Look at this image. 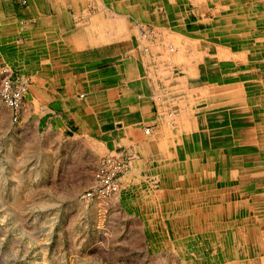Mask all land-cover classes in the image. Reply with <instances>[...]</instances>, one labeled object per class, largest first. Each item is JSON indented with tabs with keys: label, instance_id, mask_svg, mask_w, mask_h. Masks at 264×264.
Instances as JSON below:
<instances>
[{
	"label": "rangeland",
	"instance_id": "obj_1",
	"mask_svg": "<svg viewBox=\"0 0 264 264\" xmlns=\"http://www.w3.org/2000/svg\"><path fill=\"white\" fill-rule=\"evenodd\" d=\"M87 1L85 4L72 0V5L67 8V11L63 7L59 12L72 14L73 21L69 23L68 28H61L58 23L55 27L57 32L49 34L53 38H48L46 41L53 47L59 46L63 49L61 37L64 41L65 30H69L68 34H72L73 37L72 46L75 47L72 51L73 66L84 67L86 65L81 63L88 60V70H95L97 76L112 79L120 73L123 74L120 76L124 79L118 76L123 83L122 91L128 90L126 83H129L125 81L124 72H127L125 68L140 66L138 69L141 77L144 78L145 86L136 87L134 91L137 93L136 99L141 103L147 102L148 107L153 111L155 130L151 140L159 148L156 156L158 161L154 164L159 170L161 163L180 164L186 160L195 161L194 167L191 164L187 172L181 171L183 175L181 185L187 192L177 193L173 182L169 178L161 181L160 177L163 176L159 174L161 169L158 173L154 168L152 174L147 172L142 180L144 182L142 184L145 185L142 188L149 191L142 197L138 199L136 196L132 197L126 186H122L119 194L115 193L116 190L115 194L99 197L98 189L95 188L99 186L98 174L104 162L107 159L123 160L127 165L125 173L131 169L130 156L126 160L122 156L115 155L110 158L106 155L96 168L89 164L84 173L75 174L77 167L71 165L72 162L65 151L61 150L59 153L58 149V153L54 155V148L50 153L48 148L50 137L45 134L47 132L45 121L39 127L37 123V126L34 125L32 118L28 120L26 117L32 116V98L38 95L36 91L43 88L39 84L34 86L36 82L32 80L33 75H36L35 72L40 69L39 65L28 64L26 68H22L26 64L23 63L18 67V63L9 62L13 55L19 54L21 59H24L26 53L28 57L26 56L25 59L28 61L40 55V47L29 49L30 52L25 51V48L29 47L27 42L30 43L32 39L27 40L24 35L27 23L23 18L35 12L29 7L28 0H0V33L14 31L13 33L16 34L13 37L20 36L17 38L18 44L13 46L1 43L0 38V44H4L2 48L0 47V264H264V158H262L264 156L260 155L258 160L251 158V163L250 159L246 160L248 164L244 160L239 164L226 163V168L238 173L239 167H248L246 172L249 171L252 175L251 180L248 179V182L244 183L248 194L235 193L234 203L239 200L241 206L233 207L229 212L213 211L207 207L198 213L191 211V207L187 205L190 198L189 191L195 192L199 189L202 191L214 170L222 168L220 164L217 165L219 156L210 154L211 159L215 158L211 161L215 162L207 160L202 162L201 165L207 171H202L200 174L197 161L202 158L208 159V156L202 157L198 154L199 149L196 143L190 142L186 146L185 143L181 144V140L191 133L179 128L183 121L181 117L191 106H181L177 103L180 102L178 97H188V93L187 91L179 92L181 81L176 82L177 85H175L169 74L164 75L165 70H172L177 77L188 76L187 86L194 87L203 93L206 88V95H198L197 100L202 103L205 100H212V94L218 93V90L223 87L221 79L204 81L198 78L203 71L202 66L208 64L206 71L215 67L205 61L209 55H212L208 47L218 46L217 50L224 51L223 46L213 45V36L209 34L211 23L215 20L212 9L219 1L182 0L185 15L183 31L179 29V26L177 27L176 23L172 24L176 29L168 25L170 13L168 14V8L164 7L167 0L158 2L138 0L143 5V17L134 15L130 11L133 0H117L130 3L129 8L126 9L113 4L112 0ZM134 3H136L135 0ZM252 9L259 13L258 18L248 17V24L254 23L255 29L249 28V41L252 42L248 43V47H243L244 52L241 51V53L235 48L230 51L226 49L232 53L228 55L235 60L237 67L243 64L241 61L237 62L240 58L245 60L247 58L249 63L264 61V46L259 44L261 38H264V8L260 9V6L255 3ZM58 10V7L54 6L51 14H57ZM48 11L49 7L46 8V14ZM14 19L20 20V26L24 28L13 23ZM7 24L10 26L8 31L5 28L1 29ZM12 24H14L13 27H11ZM45 25L46 23L43 24ZM43 29L47 30V25ZM35 33L32 34L48 35L45 30ZM188 33L199 35L187 36L191 35ZM180 34L187 37L180 39ZM170 35H176L178 38L174 36V39ZM46 41L44 40V43ZM261 42L264 44V40ZM36 44L40 43L34 41V45ZM86 45L87 49L90 47V50H93L91 52L88 50V54L82 56ZM18 48L21 49L20 53L16 51ZM134 48H140L139 52H143L144 56H149L151 59L145 64L138 61ZM177 54L180 56H176ZM184 54L185 61L198 59L199 67L192 69L194 65L190 66L191 68L184 65L185 62H182ZM45 55L46 53L43 54ZM4 56L6 63L1 62ZM51 56L54 54L49 55ZM46 59H48L47 56L43 57L45 67H47ZM159 59L163 60L159 61ZM160 65L163 66V70ZM153 68H156L155 78L150 75ZM259 68L254 67L249 71L251 70V76L257 79V83H264V67ZM237 70L231 73H236ZM75 72L77 73L78 69H75ZM43 74L46 75L47 72ZM169 78L172 81L167 86L165 83ZM237 84L233 85L237 87L239 86ZM110 88L105 95L117 93V88L112 90ZM248 92L256 96L258 87L252 86ZM208 96L211 98L208 99ZM79 98L88 101L95 99L87 98V96L83 99L81 95ZM257 100L259 101L251 102L250 107L257 104L264 111V91L258 94ZM114 106L113 102L110 103L106 113L113 114L116 111ZM123 107L119 104L120 109H124ZM129 109L133 110L135 107L131 106ZM24 111L28 114L26 115ZM168 114L169 117L171 115L170 118L167 117ZM175 115H179V118L177 116L173 118ZM255 116L257 120L264 122V116L261 118L258 115ZM166 126L171 131L168 134L166 148L170 149V153L163 149ZM257 129L264 130V126L260 125ZM247 155L250 157L251 154L247 153ZM259 170L261 175L259 178H254V174ZM239 178L235 175L232 177V186L230 185L232 190L238 187ZM166 189L170 190V195L175 196V199H169L167 204ZM86 193H92L93 196L88 198ZM180 203L183 204L182 207L177 206ZM146 255L151 258L144 260Z\"/></svg>",
	"mask_w": 264,
	"mask_h": 264
},
{
	"label": "crops",
	"instance_id": "obj_2",
	"mask_svg": "<svg viewBox=\"0 0 264 264\" xmlns=\"http://www.w3.org/2000/svg\"><path fill=\"white\" fill-rule=\"evenodd\" d=\"M78 1L84 2L85 4L88 2L87 0ZM28 2L29 7L32 10L34 9L35 14L27 15V18H23L24 22L27 23L24 29V35L27 40L32 39L30 43L27 42L29 47L25 48V51L27 52L29 49L32 50V48L40 47V55L38 59L37 56L35 59L28 61V59H25L27 56L26 53L25 55L23 54L25 60L21 59V55L18 54V57L15 55L10 57L9 61L10 63H18V67L23 63L26 64L23 65L24 67L22 68H26L28 64H38L40 68L35 72L36 75H33L32 80L36 82L33 84L34 86L39 84L43 88L38 91L34 89L36 93L38 92V95L32 98V116H30V118L26 116L27 119L29 120L32 118L34 125L37 126L38 124L39 127H41L42 122L45 121L44 125L47 131L45 134L50 137L48 141L50 153L54 148V155L58 153V149L59 153L61 150L65 151L66 156L70 158L72 162L71 165L77 167V169H75V174L84 173L86 166L89 164L96 168L100 160L106 155L119 154L124 159L133 155L135 158L132 162L131 169L123 176L121 181L123 182L122 184L126 186L128 192L132 194V197L136 196L137 199L142 197L141 188L145 186L142 184L144 183L142 180L144 176L147 175V172L152 174V170L157 166L154 163L158 161L156 156L159 153V148L151 140V136L155 130L153 127L155 122L152 115L153 111L148 107L147 102L141 103L135 97L137 93L134 90L139 86L136 82L138 77L141 80L140 88L145 86L144 78L141 77L138 70L140 66L125 68L127 70V72H124L125 81L129 82H124L128 85V90L126 91L121 90L123 85L119 78L121 77L120 75L123 76L121 73L117 75L116 78H102L95 75V70H88V60L81 63L86 66L83 67L80 65V67H74L72 63V51H74L75 47L72 46L73 37L72 34H68L70 33L69 30H65L66 35L63 36L64 41L61 37V41L63 42L61 47L63 49L59 46L53 47L46 41L48 38H53L50 35L57 32L55 27L58 23L61 28L70 27L69 23L73 21L72 14L59 11H61L63 7L67 11V8L72 5V0H28ZM122 2L123 1H117V3H121L118 5L121 9L124 7L126 9L130 6L128 2ZM54 6H57L59 9L55 15L51 14V9L54 8ZM47 7H49L48 14H46ZM12 22L19 25L22 29L24 28V26H20V20L14 19ZM44 23L47 25V30L43 29L46 27V25L43 26ZM8 24L1 29L5 28L8 31L10 28ZM13 25L14 24H12L11 27H13ZM44 30L48 32V35H42L44 32L38 33L39 35L36 36L32 34L33 32ZM13 32L8 33L3 31L0 33L1 43L11 46L16 45V43L18 44L19 41L17 38L20 36L17 35L13 37V35L16 34ZM44 40L46 43H44ZM34 41H38L40 44L34 45ZM51 43L53 44V42ZM88 43L90 45L89 41ZM4 44H0V47L2 48ZM87 47L86 45L82 56L88 54L90 47L88 49ZM20 50L21 49L18 48L17 52L20 53ZM92 50H90V52ZM134 50L138 55V61H142L143 64H145L147 57L142 54L143 52H139V48H134ZM22 51L24 52L23 49ZM45 53L46 55L43 56ZM52 53L54 56L49 57ZM46 56L48 57V59H46L47 67L43 64L45 63L43 62V57ZM3 58L1 62L6 63V57L4 56ZM75 69H78L77 73ZM44 72H47V74L44 75ZM41 75L44 76L41 77ZM108 87H111L110 90L117 88V93L105 95V92L109 90ZM83 91L84 93H82ZM79 95H81L83 99L86 98V96L87 98L93 97L95 99L91 101L87 99L82 100L79 98ZM110 100L115 104L114 108L116 111L113 114L111 112L108 114L106 113L108 111V105L110 103L112 104V102H109ZM119 104H122L124 109H120ZM131 106L135 107V109H129ZM27 114L28 113H26V115ZM147 126L153 128V133L151 135L145 133ZM124 191L123 193H125ZM148 256L149 255H146L144 260H149L151 258Z\"/></svg>",
	"mask_w": 264,
	"mask_h": 264
},
{
	"label": "bare ground",
	"instance_id": "obj_3",
	"mask_svg": "<svg viewBox=\"0 0 264 264\" xmlns=\"http://www.w3.org/2000/svg\"><path fill=\"white\" fill-rule=\"evenodd\" d=\"M112 1H113V4H118V5L121 4V3H117L116 2L117 0H112ZM155 1L158 2L159 0H155ZM218 1L219 2H217L215 4L214 8L212 7L213 8L212 13L215 17V20L213 21V23H211L212 27L210 29L209 34H210V36H213L212 37L213 38V45L218 44L219 46L221 45L220 47L223 46L224 51L222 49L217 50L218 46L208 47L210 52L212 53V55L211 56L209 55V57H207V59H205V61L209 64L214 65L215 67H212L209 69V71H206L208 64L207 65L205 64L206 66H202L203 71L201 74L198 75L199 76L198 78H200V80H204V81L205 80L206 81H213L215 79H221V81L223 83V87H221L218 90V93L212 94V96H213L212 100H205V102L202 103L201 101H198L197 99L199 98L200 95H206L205 94L206 88L204 89V93H203L202 91H199L194 87H189L186 85V83L189 81L188 76L184 75V76H178L177 77L173 74L172 70H168V69L164 71L165 74L163 72L164 75H166V73H167V74H169V76L171 78H173L175 85H177L176 82L181 81L182 84L178 83V85L179 84L181 85V89L177 88L179 90V92L180 91L181 92L187 91V93H188V97L187 96L181 97V98L178 97V102L179 101L180 102L177 103V105L180 104L181 106L182 105H186V106L189 105V107L191 106L190 109L188 108L191 111H189L187 109H186L187 111H184V115L181 117L183 120L181 122L183 124L181 123L179 125V128L183 129L184 131H188L189 133L191 132V133H190V135H187L184 139L181 140L182 141L181 144L183 145L185 143V146H186L190 142L196 143L198 145V149H199L198 154L202 157L208 156V159L202 158V159L197 161V166H198L200 174H202V171H207V169L201 165L202 162H205L206 160L213 162L211 160L215 159V158L211 159L210 154H217V156H219V160H218L217 165L220 164L219 166H220V168H222V169L216 168L214 170V173L211 175V177L209 178L207 183L204 185V188L202 189V191H201V189H199L198 191L196 190L195 192L189 191V196H190L189 204L190 205L188 204V202H187V205H188V207H191V211H195V213L200 212L202 209H205V207L211 208V210H213V211L216 210V211H223V212L228 211L229 212L231 209H233V207L241 206L242 204L239 200H238V202L234 203V198H236L235 193H237V192L239 194L243 193V195L248 194L247 193L248 189L246 188L247 186H245L244 183H247L248 179H250L252 175H250L249 171L246 172L248 167L247 168H245L243 166L239 167L238 168L239 173H238V171L234 172L232 169L226 168V163L233 162V163L239 164V163L243 162L242 160H244L247 163L246 160H249V159H250V163H251L252 162L251 158H253V160H255V159L258 160L260 158V155L264 156V152H263L264 151V147H263L264 146V130L257 129V127L260 125L264 126V122L261 121L260 119L257 120L255 118L256 117L255 115H258L260 118L263 117L264 111H262L260 106L257 104L252 105V107H250L251 102L255 103V102L259 101V100H257V96L262 91H264V83H257V79H255L253 76H251V72H250L251 70L249 71V69H252L254 67H258V69H260L259 67H261V66L264 67V61L249 63V61H247V58H246V60H245V58H240L239 60H237V62L241 61V64L243 63L244 66H243V64L241 67L238 66L239 70H237L238 67L235 66L236 65V63H234L235 60H232L231 56L228 55L230 53L228 51L234 50L233 48H235L236 50H240V53H241V51L244 52L243 47H248L249 46L248 43L252 42V41H249L250 40L249 32H250V29L251 30L254 29V25H253L254 23L248 24V20H249L248 17L252 16V17L258 18L259 13L256 12L254 9H252V7L254 6L255 3H257V5L260 6V9L262 7L264 8V0H218ZM135 2L136 3H134V0H133V6L130 8L128 7V8L130 9L131 12L134 13V15H138V16L141 15L143 17L144 14L142 11L143 7L141 5V2H139L138 0H135ZM157 5H158V3H157ZM164 7H167L168 8L167 12H168V14L170 13V15L168 16V19H169V22H167L168 25H171L172 28H175L172 24L176 23L177 27L179 26V29L181 31H183L182 29H185V26H184L185 25V23H184L185 15H184L183 6H182V0H171V1L167 0V4ZM164 23H165V21H164ZM165 26H167V25H165ZM187 32H189V31H187ZM185 33H186V31H185ZM188 34H191V35H187V36H193V35L198 36L199 35L197 33H188ZM138 35H139V33H138ZM171 36H172V38H174V36H176V35H170V37ZM187 36L180 34L179 38L183 39V37H187ZM261 40H264V38L263 39L261 38ZM261 40H260V43L259 42L258 43L261 44L262 46H264V44L261 42ZM198 49L200 50L201 48H198ZM226 49H228V51ZM230 54H232V53H230ZM176 56H180V55L177 54ZM17 57H18V55H17ZM38 57H37V59H38ZM149 59H151V57L147 56L146 63H147V60H149ZM179 59L181 60V58H179ZM161 60H163V59H159V61H161ZM165 61H167V59H165ZM182 62H185L184 65L186 64V66H188L189 68H191L190 66L194 65L192 67V69H194L196 66H198L197 64L199 63V60L193 58L191 60L188 59V61H185V54H184ZM257 63H260V64H257ZM162 64H166V63H162ZM241 64H239V65H241ZM223 65H225V66L223 67ZM160 67H161V65H160ZM162 67H161V70H163ZM155 69L156 68H153L152 71L150 72V75L152 76V78L156 77V74L154 72ZM185 69H186V67H185ZM192 69H191V71H192ZM234 70H237V72L232 74L231 72H233ZM157 71H159V73H160L159 69ZM254 71H256V70H254ZM258 72H259V70H258ZM226 73H228V75H226ZM137 74H139V73H137ZM258 74H260V73H258ZM193 77H195L194 72H193ZM171 78H169V80L166 79L165 85L168 86L169 82L172 81V80H170ZM136 82L139 85L137 87L140 88L141 80L139 77L137 78ZM234 83H238L237 85H239V86H237V87L234 86L233 85ZM254 84L258 87V94L256 96H254L253 93L248 92V89L250 87L255 86ZM162 85H163V83H162ZM188 87H189V89H188ZM177 89H175V92H177ZM210 98H211V96H208V99H210ZM189 115H191V116H189ZM176 116L178 117L179 115H175V116H173V118H175ZM167 117H169V114ZM167 117H166V119H167ZM170 117H171V115H170ZM191 118H193V120ZM174 121H176V120H174ZM169 123H170V121H169ZM165 128H166V131H165L166 134H164L165 135V139H164L165 146L163 149L167 148L168 134H170V132H171L167 126ZM145 133L148 135L153 133V128L147 126L145 129ZM171 141H176V140H171ZM166 150L168 151V153H170V149H166ZM247 153L251 154L250 157L247 155ZM115 155H117V157L121 156L119 154H111V155H109V157L112 158ZM134 155H136V154H134ZM214 157H216V156H214ZM134 158L135 157L133 155L130 156V159L132 162H133ZM262 158H264V157H262ZM169 160H171V158H169ZM194 162L195 161H193V160H188V161L186 160L180 164H178V163L173 164V163H168V162L167 163H161V165H160L161 172H160V169L158 170L157 166L155 167V171L158 173L160 172L159 174L163 175L162 177H160L161 181H163V179L169 178V180L172 181L173 184L175 185L174 187H175L176 192L179 194H182L183 192H187V191H185V187H183V185H181V184H183V179H181V177L183 175H181V171H183L184 173L187 172V169L191 164H192V167H194ZM206 165H207V163H206ZM81 167H82V165H81ZM241 168H243V169H241ZM127 172L128 171H126L124 173V175ZM245 172H246V174H245ZM236 174H238V175H236ZM234 175H235V177L236 176L238 178L240 177L238 179V182H239L238 187L234 188V190L236 192H234V190H232L230 187V185L232 183L231 179H232V177H234ZM260 175H261V170L257 171L254 174V178H259ZM123 176L119 178L120 187H118V189L115 193L118 192V194H119V192L123 188L122 186H124L122 184L123 182L121 181ZM185 181H186V179H185ZM234 185H236V184H234ZM99 186H100V184H99ZM98 187L95 189H98L97 193L99 194L98 196L100 197V192H99ZM141 190L143 191L142 195L149 193V191L147 189L141 188ZM166 193H167V198H166V204H167L170 201L169 199H172V198L175 199V196L170 195L171 193H170V190H168V189H166ZM87 196H88V198H91V196H93V194L91 193V195H89V193H88ZM102 198H103V196H102ZM182 198H184V197H182ZM254 198H256V196ZM103 199L105 200V198H103ZM260 199H262V198L260 197ZM206 202H207V204H206ZM174 203H176V202H174ZM177 206L182 207L183 204L180 203ZM167 207L169 208V206H167ZM185 207H186V205H185ZM259 219H261V218H259ZM147 221H148V219H147ZM223 221H224V219H223ZM158 228H159V226H158ZM207 235H209V234H207ZM245 240L247 241V238ZM208 253H210V252H208ZM165 258H163V259L165 260Z\"/></svg>",
	"mask_w": 264,
	"mask_h": 264
},
{
	"label": "built area",
	"instance_id": "obj_4",
	"mask_svg": "<svg viewBox=\"0 0 264 264\" xmlns=\"http://www.w3.org/2000/svg\"><path fill=\"white\" fill-rule=\"evenodd\" d=\"M125 170H127V165L123 160L107 159L98 174L100 195L110 196L114 193L118 187H120L119 178ZM89 195H91V193H89Z\"/></svg>",
	"mask_w": 264,
	"mask_h": 264
}]
</instances>
